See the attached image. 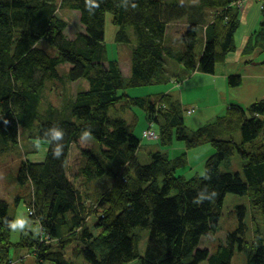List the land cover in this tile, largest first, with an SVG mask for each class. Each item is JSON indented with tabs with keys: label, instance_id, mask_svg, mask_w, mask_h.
Here are the masks:
<instances>
[{
	"label": "trees",
	"instance_id": "trees-1",
	"mask_svg": "<svg viewBox=\"0 0 264 264\" xmlns=\"http://www.w3.org/2000/svg\"><path fill=\"white\" fill-rule=\"evenodd\" d=\"M97 2L99 7L90 13L85 0H0V153L18 144L19 127L32 130L36 120L40 122L37 139L48 142L45 159L27 160L17 176L19 183L30 181L33 186L35 204L29 219L38 220L47 238L38 240L35 233L12 242V229L5 221H13V216L8 214V203L0 199V264L8 263L11 246L26 244L36 264H73L72 254L75 259L81 258L83 264H232L235 252L244 248L245 206L237 207L238 226L227 234L225 242L212 251L201 247L200 242L218 231L220 209L229 193L247 196L249 207L264 217V149L246 147L254 144L264 129V100L253 101L244 109L230 104L223 115L188 130L183 105L171 93L133 97H121L120 93L132 87L169 83L166 59L182 64L185 71L213 73L215 65L223 63L237 48L235 31L240 22L235 12L227 8L231 0H200L190 16L185 15L191 7L165 5L163 0H128L126 9L117 6L120 0ZM58 6L80 13L84 30L74 39L66 36L67 25L56 14ZM205 8L223 10L221 17L216 18L218 23H207ZM107 13L119 29L116 43H129L126 29H133L135 45L127 78H123L114 59L108 58L104 45ZM184 18L189 32L184 49L177 50L165 44L164 37L168 23ZM203 27L205 46L196 63V35ZM250 38L243 54L255 49L257 34ZM39 41L55 48L56 55L37 47ZM259 47L263 50L264 42ZM63 63L70 65L64 80L83 79L86 87L74 93L68 109H62L64 112L48 108L43 113L40 100L45 78H61L57 67ZM227 80L230 87H238L242 81L238 74ZM120 101L142 110L147 121L154 118V122L148 121L152 127L147 130H157L159 145L163 147L151 153L147 163L139 162L136 156L141 139L133 133L135 119L127 123L123 117L113 115L114 106ZM54 124L65 133L60 159L53 157V145L43 135ZM237 126L241 130L239 144L225 137L227 130ZM85 129L91 130L98 149L85 150L86 163L77 171L83 179L81 183H94L103 177L112 181L100 200L102 213L96 215L92 225L95 232L89 216L96 214L91 207L97 205L87 204L66 169L71 144ZM142 131L144 136L146 128ZM203 143L211 145L214 152L206 160L202 175H178L188 153L173 159L172 150L163 151L165 147L180 146L188 152ZM235 151L245 161L242 171H220V164ZM205 173L209 179H204ZM205 188L209 196L215 191L214 198L194 203ZM143 229L148 234L141 252L140 234L136 231ZM255 240L247 264H264V240L259 232ZM71 244L78 248L66 258L62 250Z\"/></svg>",
	"mask_w": 264,
	"mask_h": 264
},
{
	"label": "rangeland",
	"instance_id": "rangeland-1",
	"mask_svg": "<svg viewBox=\"0 0 264 264\" xmlns=\"http://www.w3.org/2000/svg\"><path fill=\"white\" fill-rule=\"evenodd\" d=\"M163 2L165 3V5H167L166 3H175L181 5L182 7H184V9H189L191 7L185 16H190L189 12L193 10L196 11L198 5H200V0H163ZM229 3L230 4L227 6V8H231V10L235 12L238 21L240 22L238 29H236L235 31L236 44H239V42L242 40V37L249 33L250 35L248 37L247 43L250 44V36L254 38V36L257 34V39L253 41V48L255 49H252L253 51H250V49L246 52L244 51L245 53L241 58H239V62H237V69L239 71H244V68L248 66L260 67L261 65L264 67V65L261 64L262 62H264V47L262 48L263 50L259 52V50H261L259 45L264 42V0H231V2ZM57 9V16L61 18L67 25L65 30L67 38L74 39L78 32L84 30L80 22V13L77 10H73L63 6H58ZM203 11L205 12L202 13L205 15L207 23L212 24L214 22H219V19L216 18L221 17V13L223 10L220 11L218 9H215L214 11L211 8H205ZM112 21L113 16L110 13H107L105 16L104 45L107 50L108 58L114 59V61L119 66L123 78H127L130 73V55L135 45L133 29H126V34L129 36L130 42L126 44H118L115 42V36L119 32V29L113 24ZM224 28L228 29L227 26H225ZM203 29L204 27L200 28L196 35V39L197 41H199V43L197 42L198 44L196 47L197 52H199V55H196V63H198V59L202 54V48L204 49L205 46L206 36L203 32ZM188 32L189 25H187L186 18L172 21L167 24L164 43L172 46L177 50H183L184 45L187 41ZM260 36L262 38V41H260ZM36 45L40 49L45 50L48 54L52 56L56 55L55 48L45 43L44 41H39ZM234 52L229 53L228 55H233L235 54ZM248 52L249 56L254 52L255 55L250 59L248 56ZM104 64L106 65V63ZM166 64L167 70L169 71V83L132 87L129 89V91L127 89H124L122 90L123 92H120L122 94L121 97L125 95L132 97L134 95L144 96L148 93L170 90L171 96L173 98L180 99L181 94L179 93L177 86L182 85L183 82L181 83V80L186 81L185 79H187L188 81L185 82L187 87H185V89L183 90L184 96L182 97L185 100L186 98H188L189 101H191L192 98L197 97L199 99L198 105H200V108L202 109L201 112L210 114V111L214 109H212L211 107V104H213L214 101H217L219 104H221L220 98H227L226 92L220 90L219 88H217L219 91H212L211 89V91H208L205 88L197 90L188 89L193 83H196L197 85H203L206 84L207 80H205V78H203L202 76H198L201 72H199L197 69L192 71H185L182 64L171 59H166ZM221 65L222 63L215 65L214 72L209 73L208 76H216L217 69ZM69 67L70 66L68 63L60 64L57 67L58 73L60 74L61 78H45V87L40 100L41 112H47L48 108H53L58 111H63L62 109L67 110L74 97V93H76L77 90L83 88V86L87 84V82L83 79L73 82L64 80V74H66ZM175 68H179L181 75L176 73ZM226 83H228V80ZM261 99L264 100V94L262 97H259V99H256L255 101ZM238 106L243 109L245 108V106H241L240 104ZM183 111L185 112V124L187 126V129L189 130V122L191 123V121L188 118L191 114L193 115V113L196 112V108H194V105H189L184 107ZM217 113H223V110H220ZM113 115L123 117L127 121V123L133 122V120L135 119L133 133L135 134V136H139L141 139L140 146L136 153L139 162L147 163L150 160L151 153L159 152L162 150L163 146L159 145V136L157 130H153L152 128L147 130V128H149L148 126L152 127L151 123H148V121L154 122V118L149 117L147 121L142 110L127 106L126 102L124 101H120L114 106ZM215 118L208 119L202 122V124L200 125L209 123ZM38 123H40L39 120H36L34 128L32 130L24 127H19L18 144L15 146H9L6 151L0 153V199L8 203V214L10 216H13V220L23 219L27 222L26 227L23 230H12L11 241L14 243L20 237L28 238L30 235L35 233L38 240H42L43 237V232L41 227L39 226L40 224L38 220L30 221L29 219V216H31L33 213H30L31 208L28 207V204L30 206H34L35 204L33 186L30 181H26L24 184H21L17 179L19 169L24 162H26L27 160L32 162H42L45 159L48 142L44 139H37L36 129H38ZM192 127L194 128L195 126ZM144 128H146V131L145 135L143 136L142 129ZM227 132L228 134L225 135L226 139H232L238 144L241 142V130L239 126L234 127L231 130H227ZM80 136L81 135H79L74 143L71 144L68 153L69 156L66 169L69 178L75 181L76 186H78L83 192L87 204L89 206L97 205L96 207H91L92 211H95L96 214L94 216H89L90 227L92 231L95 232L92 225H94L96 222V215H100V213H102V202L100 200L103 193L111 188L112 181L110 178L103 177L101 180L94 181V183H81V180L83 179L81 176H79V173L77 171H79L81 165H84L86 163L84 152H86L85 150L88 149L97 150L98 145L92 139L87 142H81ZM254 142V144H249L246 147L248 149L252 147V150L255 148L257 150H260L259 148L264 149V129L261 134H259V136L254 140ZM37 144H39L38 148L36 147ZM177 144L182 145L181 143ZM179 148L181 147L179 146ZM169 150H172L173 152V159L183 156V153H186V155L188 153L185 165L183 164L179 166L182 168L177 171L178 175H184L186 177H191L194 174L202 175L204 172V164L206 160L214 152V149L208 143L199 144L198 146L191 148L188 152L184 149H175L173 146L165 147L163 149V151L165 152H168ZM244 162L245 161L243 160V158L238 154V152L235 151L227 160L223 161L220 164L219 169L223 172H241V167L243 166ZM119 171L120 169H118V172ZM248 203L249 201L247 196H240L231 193L227 194L224 198L222 208L220 209V222L218 231L210 233L208 236L202 238L200 246L212 251L215 249L217 244L225 242L227 234L234 231L238 226L237 207L245 206L244 222L246 224V229L243 238V240L245 241L244 248L242 250L238 249L235 252L232 259V264H247L248 252L251 251L252 246L256 241L255 239L258 232L264 240V217L261 213H259L258 210L251 209ZM136 232L140 234L139 250L143 252L148 230L143 229L137 230ZM54 243L55 241L52 242V245H55ZM26 245H17L16 247L20 248L19 250L25 251L29 247ZM12 247L13 246H11L10 248L11 256L13 254ZM77 248V244H71L67 245L62 251L64 256L68 258L70 257L71 253H73V250ZM15 260L18 259L16 258ZM70 260L73 262V264L75 262L76 264H83L82 259H75L73 257V254L70 257ZM13 261L14 260L8 262L11 264ZM201 264H206V262H203Z\"/></svg>",
	"mask_w": 264,
	"mask_h": 264
},
{
	"label": "crops",
	"instance_id": "crops-1",
	"mask_svg": "<svg viewBox=\"0 0 264 264\" xmlns=\"http://www.w3.org/2000/svg\"><path fill=\"white\" fill-rule=\"evenodd\" d=\"M249 35L250 33L242 37V40L239 42V44L236 45L237 48L234 52L235 54L230 55V56L228 55L226 57L225 62L222 63V65L218 67L216 76H210V75L208 76V74L200 73L198 76H202L203 78H205V80H207L206 84L197 85L196 83L195 84L193 83L191 84V87L188 88V89H194V90L205 88L208 91H211V90L217 91L218 90L217 88H219L220 90H223L226 92L227 98L223 99L221 97L220 98L221 104H219L217 101H214V103L211 104L212 109L213 108L214 109L210 111L211 113L209 112L210 114L201 112L202 109L200 108V105H198L199 99L197 97L192 98L191 101H189L188 98H186V100L183 99L182 97L184 96L183 90L185 89V87H187L185 82H187L188 80L185 79L186 81L184 80L180 81L181 83L182 82L183 83L182 85L177 86V89L179 90V93L181 94V97L179 100L181 101L183 108L189 105H194V108H196V112H194L193 115L191 114L188 118L191 121L190 123L188 120L190 124L189 129H192L193 128L192 126H195V127L200 126L202 122L208 119H213L217 116L223 115L226 112L230 104H233V105L240 104L241 106L246 107L251 102L263 96L264 94V67L261 65L260 67L251 66L252 68L248 66L244 68V71H239L237 69V62H239V58L243 56V48L247 43ZM260 51L262 50H259V52ZM254 55H255V52L251 54L250 56L248 53V56L250 59ZM175 70L177 74L181 75L179 68H175ZM232 74L233 75L238 74L242 78V83L238 87L232 88L227 85L228 83H226L228 76ZM165 92L171 93L170 90H165ZM216 105H219V106H216ZM220 110H223V113H217ZM175 149H181V148L177 146L175 147ZM12 249H13V254L12 256L10 255L9 261L11 260H14V261L11 264H35L34 255H32L33 253L30 247H28L25 251L19 250L20 248L16 246H13ZM16 258L18 260H15ZM7 264H10V263L8 262Z\"/></svg>",
	"mask_w": 264,
	"mask_h": 264
},
{
	"label": "clouds",
	"instance_id": "clouds-1",
	"mask_svg": "<svg viewBox=\"0 0 264 264\" xmlns=\"http://www.w3.org/2000/svg\"><path fill=\"white\" fill-rule=\"evenodd\" d=\"M123 6L125 9L128 7V0H120V4L117 5ZM133 8L136 7L135 4L131 5ZM85 7L88 9L90 13H94V10L99 7V3L97 0H85ZM4 124H8V120L4 119ZM64 130L59 127V125H52L48 128H46L43 132L44 137L53 145L52 147V155L55 159H60L63 155L64 151ZM92 139V133L90 129H85L80 136L81 142H87ZM36 147H39V144L36 145ZM209 175L207 173L204 174V179H209ZM207 188L201 190L197 197L194 199V203L200 204L204 200H211L216 195L215 191L211 192V195H206ZM5 223L12 229V230H23L26 227V221L23 219H16L13 221H5ZM41 227V226H40ZM42 228V227H41Z\"/></svg>",
	"mask_w": 264,
	"mask_h": 264
},
{
	"label": "built area",
	"instance_id": "built-area-1",
	"mask_svg": "<svg viewBox=\"0 0 264 264\" xmlns=\"http://www.w3.org/2000/svg\"><path fill=\"white\" fill-rule=\"evenodd\" d=\"M28 207L31 208V212L30 213H33V207L32 206H28ZM41 229H42V232H43V228H41ZM43 237L47 238L46 236H44V233H43Z\"/></svg>",
	"mask_w": 264,
	"mask_h": 264
},
{
	"label": "water",
	"instance_id": "water-1",
	"mask_svg": "<svg viewBox=\"0 0 264 264\" xmlns=\"http://www.w3.org/2000/svg\"><path fill=\"white\" fill-rule=\"evenodd\" d=\"M70 66V65H69Z\"/></svg>",
	"mask_w": 264,
	"mask_h": 264
}]
</instances>
